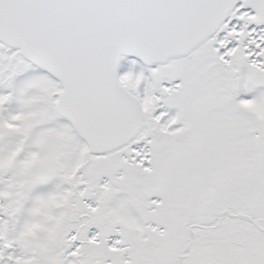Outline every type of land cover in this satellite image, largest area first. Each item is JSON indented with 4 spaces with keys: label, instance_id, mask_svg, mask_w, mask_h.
Instances as JSON below:
<instances>
[{
    "label": "snow or ice",
    "instance_id": "snow-or-ice-1",
    "mask_svg": "<svg viewBox=\"0 0 264 264\" xmlns=\"http://www.w3.org/2000/svg\"><path fill=\"white\" fill-rule=\"evenodd\" d=\"M0 264H264V0H0Z\"/></svg>",
    "mask_w": 264,
    "mask_h": 264
}]
</instances>
